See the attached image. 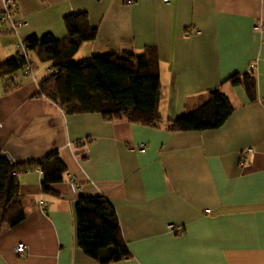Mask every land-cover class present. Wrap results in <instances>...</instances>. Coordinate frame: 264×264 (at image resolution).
<instances>
[{"label":"crops","instance_id":"crops-1","mask_svg":"<svg viewBox=\"0 0 264 264\" xmlns=\"http://www.w3.org/2000/svg\"><path fill=\"white\" fill-rule=\"evenodd\" d=\"M14 2L21 24L0 23V59L29 34L62 37V15L78 11L95 34L72 61L154 45L160 122L64 112L38 92L50 62L27 50L31 76L18 71L19 85L0 91V153L18 165L23 210L19 222L0 229V264H264V0ZM255 19L263 21L260 30ZM232 73L252 78L253 97L241 83L223 81ZM210 88L233 106L219 127L166 129V119L197 105ZM52 150L65 176L42 192L39 171L24 165ZM81 194L109 202L127 257L98 263L76 245L73 202ZM17 242L22 254L13 251Z\"/></svg>","mask_w":264,"mask_h":264},{"label":"trees","instance_id":"trees-1","mask_svg":"<svg viewBox=\"0 0 264 264\" xmlns=\"http://www.w3.org/2000/svg\"><path fill=\"white\" fill-rule=\"evenodd\" d=\"M64 35L49 32L29 34L22 39L40 61H49L51 72L37 81L38 92L53 101L64 112H96L104 120L124 119L146 126H157L158 58L154 45H144L140 52L121 51L91 54L71 60L79 43L93 38L95 27L84 11L62 15ZM21 55L0 59V91L13 90L22 71ZM223 81L241 83L253 97V80L245 73H232ZM227 96L218 88L206 90L205 97L194 107L174 118L166 119L170 131H200L219 127L232 111ZM83 155H81L82 157ZM24 166L34 167L40 174L42 192H52V184L62 181L65 166L56 150L48 151ZM23 166V167H24ZM18 168L0 153V229L23 218L18 196V181L12 172ZM76 245L98 263L127 257L129 252L121 238L114 211L101 195H77L73 202Z\"/></svg>","mask_w":264,"mask_h":264},{"label":"built area","instance_id":"built-area-1","mask_svg":"<svg viewBox=\"0 0 264 264\" xmlns=\"http://www.w3.org/2000/svg\"><path fill=\"white\" fill-rule=\"evenodd\" d=\"M126 2H130L132 0H124ZM16 13V4L14 0H0V23H8L11 27V29H14L16 26L21 24V21L14 18ZM263 25V21L261 19H255L253 22V29L260 30ZM193 32H197L196 29H193ZM15 54L21 55L24 58V62L22 64V74H27L31 76V61L30 58L28 57L26 51L27 49L25 48L23 41L22 40H17L15 43ZM251 66V64H249ZM139 147H142V144H139ZM250 149L246 148L244 151H242L240 155V160L243 159L244 154H246ZM13 174L17 173V169L12 172ZM68 186L71 191H75L78 189V184L75 183L71 178L68 179ZM177 230H179L178 227H176ZM168 229H174V226L172 224H168ZM25 246L22 242H17L13 248V251L15 253L22 254L25 251Z\"/></svg>","mask_w":264,"mask_h":264},{"label":"water","instance_id":"water-1","mask_svg":"<svg viewBox=\"0 0 264 264\" xmlns=\"http://www.w3.org/2000/svg\"><path fill=\"white\" fill-rule=\"evenodd\" d=\"M3 155L6 156L7 158H9V157L6 155V153H3Z\"/></svg>","mask_w":264,"mask_h":264}]
</instances>
